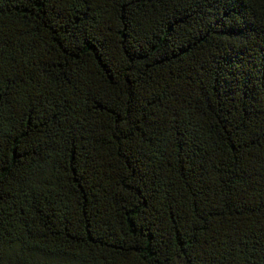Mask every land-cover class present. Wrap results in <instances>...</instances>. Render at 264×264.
Masks as SVG:
<instances>
[{
	"label": "trees",
	"instance_id": "16d2710c",
	"mask_svg": "<svg viewBox=\"0 0 264 264\" xmlns=\"http://www.w3.org/2000/svg\"><path fill=\"white\" fill-rule=\"evenodd\" d=\"M0 264H264V0H0Z\"/></svg>",
	"mask_w": 264,
	"mask_h": 264
}]
</instances>
